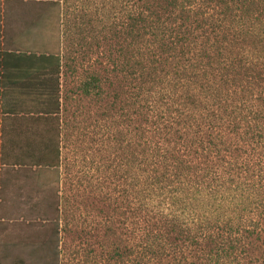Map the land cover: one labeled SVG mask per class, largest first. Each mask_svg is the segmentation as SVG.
<instances>
[{
	"label": "trees",
	"instance_id": "16d2710c",
	"mask_svg": "<svg viewBox=\"0 0 264 264\" xmlns=\"http://www.w3.org/2000/svg\"><path fill=\"white\" fill-rule=\"evenodd\" d=\"M127 1L125 22L111 38L120 55L116 74L129 86L116 90L111 108L118 111L117 101L126 95L119 108L124 121L135 124L133 116H139L134 152L143 166L144 214L132 222L137 245H114L111 259L264 264V0ZM50 2L59 6L60 25L61 0ZM237 46L248 47L240 60L231 56ZM57 58L50 100L55 96L58 112L63 62ZM91 79L85 91L89 84L99 87ZM167 86L189 93L180 107L168 108L173 116L161 106ZM184 123L187 133L179 129ZM55 130L57 139L34 145L25 164L58 169L61 130ZM204 130L207 138L194 135ZM190 136L200 139L199 146L182 152L183 144H193ZM237 152L249 162L233 163L230 156ZM238 168L245 176L231 173Z\"/></svg>",
	"mask_w": 264,
	"mask_h": 264
},
{
	"label": "rangeland",
	"instance_id": "374dc122",
	"mask_svg": "<svg viewBox=\"0 0 264 264\" xmlns=\"http://www.w3.org/2000/svg\"><path fill=\"white\" fill-rule=\"evenodd\" d=\"M127 3L61 0L60 25L57 3L48 6L31 0L21 5L42 17L44 37L50 46L51 40L57 39V52L63 61L61 157L58 169L27 163L4 180L0 189V264H117L110 257L112 247L138 243L133 229L137 226L132 222H139V215L144 214L143 181L139 177L143 166L139 164L140 153L134 152L138 138L133 126L139 124V116H133L138 119L135 124L124 121L119 108L129 99L126 95L117 101L118 111L111 108L116 90L129 86V81L116 74L120 55L114 51L116 40L111 38L125 22ZM247 48L237 46L231 56L240 60ZM93 77L99 87L94 82L96 87L89 84V92L85 91L84 84ZM186 91L182 86H167L162 91L161 106L168 114L174 115L168 108L186 102ZM213 111L219 112L217 108ZM185 124L179 129L187 133ZM207 133L204 130L194 135L207 138ZM189 138L193 144H183L181 151L194 153L200 139ZM235 158L238 165L249 162L242 152L231 154L233 163ZM231 173L245 176L239 168ZM154 200L157 202V197ZM90 249L95 253H88Z\"/></svg>",
	"mask_w": 264,
	"mask_h": 264
},
{
	"label": "crops",
	"instance_id": "0c3cea01",
	"mask_svg": "<svg viewBox=\"0 0 264 264\" xmlns=\"http://www.w3.org/2000/svg\"><path fill=\"white\" fill-rule=\"evenodd\" d=\"M28 1L0 0V189L25 165L34 145L57 139L61 121L55 96L50 100L57 87V39L51 47L42 17L21 7ZM33 1L52 5L50 0ZM62 77L61 72V92Z\"/></svg>",
	"mask_w": 264,
	"mask_h": 264
}]
</instances>
